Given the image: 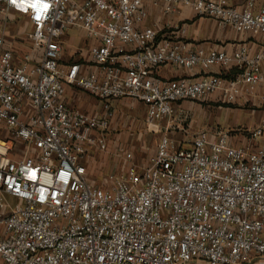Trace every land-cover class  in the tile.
Instances as JSON below:
<instances>
[{
	"label": "built area",
	"instance_id": "1",
	"mask_svg": "<svg viewBox=\"0 0 264 264\" xmlns=\"http://www.w3.org/2000/svg\"><path fill=\"white\" fill-rule=\"evenodd\" d=\"M144 3L0 0L3 264H264V147L256 146L264 141V122L243 146L223 131L199 132L188 149L164 135L146 166L128 153L126 168L102 185L89 179V154L107 152L113 101L145 105L150 127H169L179 105L217 93L229 102L256 97L264 106V51L193 49L179 36L183 29L159 39L143 27ZM158 3L166 15L189 7L200 18L264 38V5L255 9L253 0L243 8L228 0ZM12 13L28 20L37 53L19 62L7 41ZM72 29L99 43L89 49L97 73L61 67V40ZM165 66L198 77L156 78ZM66 86L100 101L102 114L68 107Z\"/></svg>",
	"mask_w": 264,
	"mask_h": 264
},
{
	"label": "rangeland",
	"instance_id": "2",
	"mask_svg": "<svg viewBox=\"0 0 264 264\" xmlns=\"http://www.w3.org/2000/svg\"><path fill=\"white\" fill-rule=\"evenodd\" d=\"M6 28V34L9 39V46L16 48V59L19 62L25 55H37L33 46L28 40L32 31L28 20L25 17L17 16L13 23H9ZM15 31V34L13 33ZM13 33V34H12ZM78 39V40H77ZM72 40L70 37L64 38V54L62 64L73 65L81 63L82 45L81 36ZM80 51V52H78ZM19 58V60H18ZM85 94V93H83ZM86 95V94H85ZM87 97L91 98L89 95ZM97 101L96 99H94ZM183 104V103H182ZM199 105L201 102H184V108L179 116L174 120L177 128L174 132L187 131L186 137L191 139L192 135L202 129L204 126L203 115L199 114ZM215 116L213 127L216 126L218 119V131L227 132L234 140L249 138L251 132L256 129L261 122H264V107L252 106L250 103L242 105L238 101L218 102L213 105ZM111 119L107 138V152L94 151L89 154L88 175L96 186L102 185L108 174L116 173L126 168L124 154H132L134 164L139 167L146 166L151 157L157 150V145L162 136L161 128L150 127L146 121V109L144 106L131 99L115 101L111 105ZM208 116L207 120H210ZM181 132L180 138H184V132ZM182 139V140H183ZM239 141V140H238ZM1 196V195H0ZM4 201L13 205V201L7 196H3Z\"/></svg>",
	"mask_w": 264,
	"mask_h": 264
},
{
	"label": "crops",
	"instance_id": "3",
	"mask_svg": "<svg viewBox=\"0 0 264 264\" xmlns=\"http://www.w3.org/2000/svg\"><path fill=\"white\" fill-rule=\"evenodd\" d=\"M250 0H228L229 4L236 8H243L247 5V3ZM255 3V9H259L261 6L264 5V0H253ZM155 0H145L144 6L147 11V19L143 24V27L154 29L159 33V39L171 37L172 34L176 33L178 29L185 30V34H178L179 36H182V39L187 42L190 45V48L193 49H203L205 51H211V50H219L224 51L226 53H233L237 49H239L242 46H246L251 49L253 53L256 52H262L264 51V38H262L260 35H254L252 33L244 32V33H238L235 30H233L230 27H223L216 21L208 18H200L196 15V13L189 7H183L178 6L173 14L166 15L164 13V8L162 3H158L157 5L154 4ZM17 16L24 17L20 14L12 13L9 17V23H13ZM31 27V25H30ZM6 28H8L6 26ZM15 34V31H13ZM12 33V34H13ZM81 36L82 45L80 47L81 51V63H75L73 65L69 64H61V67L63 68H69L71 66L79 65L81 66V72L83 75H89L93 73L98 72V68L91 63L89 58V49L91 46L99 44L97 41L90 40L87 38L85 32L83 30H69L62 38L61 45L64 52V38L70 37L72 40H75L78 38V36ZM9 37L7 35V41H9ZM14 40L15 39H10ZM78 40V39H77ZM9 46V42H8ZM9 48H11L9 46ZM13 52L15 53L16 57V48H11ZM78 51V52H80ZM62 53V58L63 59ZM17 60V59H16ZM19 60V58H18ZM222 71L219 69H213L212 73L214 74H222ZM236 75V72L233 71L230 74H224V79H231ZM156 78H159L160 80H175L179 78H196L198 77V72L193 71H185L183 69H180L175 66H165L162 68H159L156 71L155 74ZM87 95V94H86ZM83 92L79 91L78 89L66 86V94H65V103L68 107H70L73 110L80 111L89 115H96L100 116L102 114V108H101V102L95 101L92 97H87ZM238 101L239 103H242V105L246 103H250L252 106H261L259 98L256 97H245L241 99H235L230 102ZM203 103V105H199V114L203 115L204 124L203 128L197 131L195 134L192 135L191 139L188 140L186 134H188L187 131L184 132V138L181 139L180 133L174 132L176 129L178 130L177 124H175L178 119H173V123L167 127L166 123H163L159 127H156L157 129L161 128L162 136L167 135L172 140L177 142L182 148L188 149L190 148L191 142L193 141V138L201 131H206L212 136L218 131V119L216 122V126L213 127L214 119H212L214 111H210V109H213V105L218 104V102H229L226 99H224V95L222 93H217L213 96H210L206 99H203L201 101H198ZM115 101L111 103L114 104ZM142 104V103H141ZM143 105V104H142ZM146 109V116H147V108L145 105H143ZM264 107V106H263ZM184 108V103L178 106L177 114L176 116H179L182 112V109ZM175 116V117H176ZM210 116V120L208 121L207 118ZM174 117V118H175ZM177 126V127H176ZM161 136V137H162ZM239 140V141H238ZM248 143V138H241V139H235L234 140V146H243ZM256 146L264 147V141H258L256 143ZM144 167V166H143ZM0 264H3L0 260Z\"/></svg>",
	"mask_w": 264,
	"mask_h": 264
},
{
	"label": "snow or ice",
	"instance_id": "4",
	"mask_svg": "<svg viewBox=\"0 0 264 264\" xmlns=\"http://www.w3.org/2000/svg\"><path fill=\"white\" fill-rule=\"evenodd\" d=\"M12 3L15 4L16 0H12ZM45 8H47V5H45ZM37 18H39V17H37Z\"/></svg>",
	"mask_w": 264,
	"mask_h": 264
}]
</instances>
